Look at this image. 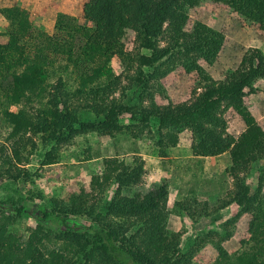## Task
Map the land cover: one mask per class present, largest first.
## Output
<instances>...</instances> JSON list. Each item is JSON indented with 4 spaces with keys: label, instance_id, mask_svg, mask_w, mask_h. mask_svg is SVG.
I'll return each mask as SVG.
<instances>
[{
    "label": "trees",
    "instance_id": "16d2710c",
    "mask_svg": "<svg viewBox=\"0 0 264 264\" xmlns=\"http://www.w3.org/2000/svg\"><path fill=\"white\" fill-rule=\"evenodd\" d=\"M211 1L225 4L247 22H264V0ZM193 2L86 0L83 23L57 12L49 34L32 24L25 8L0 7L6 21L0 32L5 37L0 42V137L5 142L0 144V174L17 184L0 201L1 210L9 207L0 212V264H197L195 252L205 243L213 244V238L208 235L180 248V233L166 227L165 181L154 184L139 200L122 194L140 182V158L130 163L105 158L101 173L91 176L89 191L80 188L65 200L28 189L24 196L14 197L18 184L30 180L31 173L23 165L31 153L35 156L37 145L48 147L40 165L52 164L59 147L76 136L89 132L113 136L124 131L129 125L119 123L123 114L135 121L139 131L153 122L158 135L154 142L161 151L174 143L177 130L187 128L194 155L228 152L226 172L232 187L212 210L205 201H185L183 209L190 219L234 204L237 211L226 221L231 223L253 208L256 194L247 180L252 166L264 156V130L243 97L257 90L255 80L264 79V52L246 48L237 66L219 79L200 73L199 90L192 89L188 100L158 105L153 99L157 79L177 66L189 72L197 60L211 64L222 46L223 34L201 21L194 20L189 30L182 31ZM127 31L133 36L132 47L115 74L109 61L122 50L121 38ZM228 109L244 124L236 136L226 131ZM257 170L259 189L264 166ZM110 183L115 191L101 211L100 194ZM33 198L40 201L33 209L36 215L28 206ZM24 215L34 217L35 224L22 237L10 230V224ZM77 215L87 216L91 225L82 229L69 224ZM229 235L226 231L218 238ZM214 246L217 253L210 264H264V206L255 211L239 250L226 252Z\"/></svg>",
    "mask_w": 264,
    "mask_h": 264
},
{
    "label": "rangeland",
    "instance_id": "374dc122",
    "mask_svg": "<svg viewBox=\"0 0 264 264\" xmlns=\"http://www.w3.org/2000/svg\"><path fill=\"white\" fill-rule=\"evenodd\" d=\"M85 1L0 0V7L18 5L25 8L32 24L39 26L49 34L57 12L72 15L77 22L83 23L82 7ZM193 3L182 23V31L189 30L194 20L201 21L223 34L222 46L211 64L197 60L189 72L177 66L165 76L157 79L154 82L153 99L158 105L188 100L192 89L199 90L197 78L200 73L205 72L214 79L221 78L225 70L237 66L246 48L258 47L264 52V22L261 24L247 22L220 2L194 0ZM5 25L6 21L0 15V32L4 31ZM132 39V33L127 31L121 38L122 50L115 51L110 58L109 64L115 74H118L124 66L125 54L131 50ZM4 40L5 37L0 35V42ZM253 86L257 90L254 93H246L243 103L257 124L264 130V79L255 80ZM12 109L10 108L9 111ZM224 117L226 131L229 134L236 136L244 128L241 117L233 110H226ZM134 122L128 115L123 114L119 117V123L122 126L129 125V127L122 132H116L113 136L95 132L76 136L70 144L59 147L56 162L48 165L41 166L39 161L48 147L37 145L35 156L31 153L23 165L31 173L30 180L22 186L18 184V194L14 197L24 196L25 189H28L37 190L46 198L51 196L65 200L70 193H76L80 188L89 191L91 176L101 173L105 158L113 157L130 163L136 157L142 161L141 180L132 187L123 189L122 194L139 200L154 184L165 181L167 185L166 227L170 231L180 233V248L184 250L194 240L206 238L208 235L213 238V244L205 243L195 252L193 256L195 263L210 264L217 253L214 244L226 252L239 250L253 225L255 211L264 206V172L259 189L256 185L257 166H264V156L261 162L252 166L248 174L247 181L250 190L256 194V202L252 209L241 213L231 223L226 221L230 220L237 211V206L234 204L215 209L207 216L192 220L183 209L185 201L192 199L199 203L205 201L208 210H212L232 187V179L226 172L229 164L228 152L224 151L215 156L194 155L190 148L191 133L187 128L177 130L174 143L166 144L161 151L154 142V139L158 137L154 133L155 124L151 122L147 128L149 132H147V129L139 131L133 126ZM0 133H3V130L2 132L0 130ZM0 144L5 146L1 137ZM16 185L10 184L5 176L0 174V201L6 200ZM114 191L115 184L110 183L100 194L101 211L110 201ZM39 202L35 198L28 202V206H32L33 214V209ZM2 208L0 207V212L6 213L9 210L8 206L4 210H1ZM68 223L76 224L82 229L91 225V221L85 215L72 217ZM34 224V217L24 215L10 224L12 228L10 230L25 237ZM224 225H226L225 229ZM226 231L230 232V235L219 239L218 235L225 234Z\"/></svg>",
    "mask_w": 264,
    "mask_h": 264
}]
</instances>
